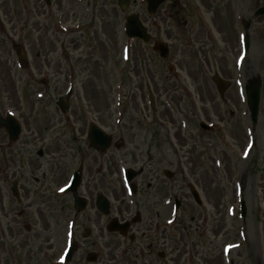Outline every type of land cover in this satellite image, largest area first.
<instances>
[{"label":"rangeland","instance_id":"1","mask_svg":"<svg viewBox=\"0 0 264 264\" xmlns=\"http://www.w3.org/2000/svg\"><path fill=\"white\" fill-rule=\"evenodd\" d=\"M259 6L262 0H185L148 16L144 0H130L125 13L115 0H51L49 7L43 0H0V111L24 120L22 137L31 145L17 152L23 175L39 179L37 190H55L81 166L79 192L89 206L100 192L112 215L118 207L149 215L172 209L176 198L185 222L201 212L191 184L202 200L199 223L219 252L232 245L216 263L264 264V17L253 16ZM137 12L153 39L169 46V59L150 43L126 38L124 17ZM242 19L251 22L246 53ZM13 44L25 49L28 69L19 67ZM213 74L230 83L222 98ZM253 77L262 82L256 124L249 122L244 91ZM68 93L66 124L56 101ZM201 122L214 129L204 132ZM90 123L120 148L104 155L90 150ZM127 168L142 169L133 196L122 179ZM164 170L174 176L165 178ZM49 202L65 223L70 199Z\"/></svg>","mask_w":264,"mask_h":264},{"label":"flooded vegetation","instance_id":"2","mask_svg":"<svg viewBox=\"0 0 264 264\" xmlns=\"http://www.w3.org/2000/svg\"><path fill=\"white\" fill-rule=\"evenodd\" d=\"M3 136L6 143L0 144V150L6 154L4 159L0 157V264H217L218 244L211 239L209 228L199 223L201 207L198 218L190 217V222L180 220L185 209L179 207L183 215L170 222L167 206L156 212L150 209L149 215H132L128 207H118L115 214L106 216L87 201L81 213L71 204L70 216L59 224L49 202L56 197L54 190H37L39 179L24 176L18 164V150L31 145L30 141L22 133L15 142H10L7 134ZM66 197L71 201V196ZM113 219L126 229L109 233L107 225ZM225 245L219 252L221 259ZM66 251L70 254L64 259Z\"/></svg>","mask_w":264,"mask_h":264},{"label":"water","instance_id":"3","mask_svg":"<svg viewBox=\"0 0 264 264\" xmlns=\"http://www.w3.org/2000/svg\"><path fill=\"white\" fill-rule=\"evenodd\" d=\"M47 4H49V0H45ZM147 1V12L150 15H154L157 11V8L160 4L167 0H146ZM171 1V0H170ZM119 8L123 11L127 10L129 0H117L116 1ZM264 14V7L260 8L256 15H263ZM125 33L129 38H138L142 41V43H147L150 40V37L147 35L146 29L142 26L141 22H139V17L136 14L127 16L125 19ZM155 50L160 53L161 57L167 58L168 56V48L159 42L155 43ZM19 60L21 64L25 65V59L22 52L18 53ZM212 81L214 82L217 92L220 96H223L225 90L228 88V84L223 81L219 76L214 75L212 77ZM260 81L259 79H254L249 83L247 86L246 97H247V104L250 110V118L251 122L255 123L258 114V106H259V99H260ZM59 106L63 112H66L67 106L64 99H60ZM11 119H2L0 117V127L4 126L7 129V133H9L11 139H14L17 136L18 128L15 124L11 123ZM201 127L205 128L204 125ZM110 137L102 133L96 127H90V143L91 147L98 149L100 151H104L108 148L110 144ZM168 177H171V173L165 172ZM133 174L129 173L128 179L132 178ZM196 199V196H195ZM79 200V198L77 199ZM98 206L104 210L105 213L108 212V203L106 202L105 198L99 196L97 198ZM245 214V209L242 206V215Z\"/></svg>","mask_w":264,"mask_h":264}]
</instances>
